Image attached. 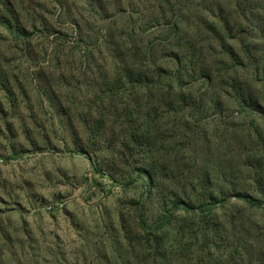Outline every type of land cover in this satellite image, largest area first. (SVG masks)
Instances as JSON below:
<instances>
[{"label": "rangeland", "instance_id": "1", "mask_svg": "<svg viewBox=\"0 0 264 264\" xmlns=\"http://www.w3.org/2000/svg\"><path fill=\"white\" fill-rule=\"evenodd\" d=\"M46 10L70 39L62 17ZM59 46L38 25L27 45L0 27V264H136L138 218H169V239L183 220L205 215L264 218L234 193L264 198L263 100L240 114L229 99L222 111L200 110V138L191 141L190 123L179 173L164 171L150 190L140 170L147 155L126 153L124 161L118 144L105 149L87 139L90 72L82 56L54 57ZM211 195L230 199L207 214L173 208V196L196 206Z\"/></svg>", "mask_w": 264, "mask_h": 264}, {"label": "trees", "instance_id": "2", "mask_svg": "<svg viewBox=\"0 0 264 264\" xmlns=\"http://www.w3.org/2000/svg\"><path fill=\"white\" fill-rule=\"evenodd\" d=\"M49 3L54 9L50 13L44 0H0L1 29L27 45L38 25L59 39L54 57L69 53L77 60L84 58L91 76L90 112L83 120L87 139L105 149L118 144L124 161L126 153L147 155L140 170L150 190L159 186L164 171L179 173L190 123L197 133L191 141L200 138L196 117L200 110L222 111L228 99L235 114L261 108L264 0ZM43 10L62 17L71 30L70 39L54 28ZM67 43L76 52L70 53ZM179 181L173 178L175 185ZM234 193L236 200L264 210V198ZM229 199L211 195L193 206L173 196L172 204L207 214ZM205 216L183 220L170 239L164 232L169 218L153 224L138 218L136 264H264V218L250 222L237 216L225 221Z\"/></svg>", "mask_w": 264, "mask_h": 264}]
</instances>
